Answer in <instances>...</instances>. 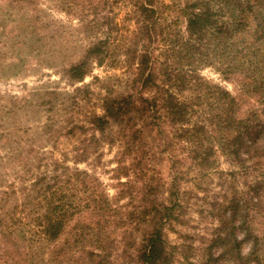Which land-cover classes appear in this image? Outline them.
Listing matches in <instances>:
<instances>
[{"label":"trees","instance_id":"16d2710c","mask_svg":"<svg viewBox=\"0 0 264 264\" xmlns=\"http://www.w3.org/2000/svg\"><path fill=\"white\" fill-rule=\"evenodd\" d=\"M40 1L2 0L0 79L31 58L55 65L58 49L63 53L70 43L81 56L59 71L71 92L45 87L20 101L0 92V264L28 258L34 264L85 210L116 212L109 197L98 200L96 171L106 145L118 160L113 174L128 180L119 182L122 193L135 177L148 189L137 264H171L177 246L164 232L186 223L193 199L194 206L202 201L201 212L210 207L220 214L214 233L204 232L212 236L206 250L213 264H264V107L240 117L237 98L202 73L210 68L227 80L244 75L252 80L246 92L261 93L264 104V0H44L47 10ZM52 8L67 22L53 19ZM10 59L18 63H4ZM106 63L121 64L123 74L110 76L96 94L85 80L92 65ZM64 137L70 148L58 158ZM222 157L234 166L227 173ZM157 159L170 163L173 176L165 204L154 201L162 190ZM88 161L90 169L81 170ZM236 165L257 178L246 191L211 197L214 175L236 176ZM189 183L204 198L183 186ZM54 253L52 263L64 264L60 250Z\"/></svg>","mask_w":264,"mask_h":264},{"label":"rangeland","instance_id":"374dc122","mask_svg":"<svg viewBox=\"0 0 264 264\" xmlns=\"http://www.w3.org/2000/svg\"><path fill=\"white\" fill-rule=\"evenodd\" d=\"M39 3L44 10L51 8L48 5L49 3L44 0H41ZM0 4H3L2 0H0ZM49 10L48 12L53 19L67 22L68 19L62 11L53 8ZM1 13V17L7 19L3 12ZM119 16L122 19L124 12H121ZM13 26L9 21L8 28L12 30ZM75 46L74 43L68 44L67 50L65 49L63 53L59 48L58 54L55 55L56 64L52 66L47 63L51 61L40 62L38 58H31L28 64L20 66L16 72L10 73L0 79V92H8L11 96L17 97L18 101L24 97H29L37 90L45 89V87L68 88L71 92L73 88L62 79L59 71L63 65L67 66L80 58L81 50ZM4 63H18V59H10ZM202 73L211 79L214 84L221 85L237 98L240 105V117H247L253 111L259 113L263 110V95L261 93L257 94L253 89L250 90L253 93L246 92L247 88H245V85L252 84L251 79L240 75L227 80L210 68L202 70ZM122 74L123 69L121 64L106 63L103 67L92 65V74L86 78L85 83L92 84V90L97 94L104 91L102 84H107L108 82L106 81L110 79V76L120 78ZM94 76H98L100 82L96 83L93 79ZM110 84L115 83L112 81ZM122 89L123 87H118L119 91ZM8 102L9 100L4 101V104ZM58 115L65 118V112H59ZM45 116L47 114L42 115L41 124L46 121ZM31 117L36 119L34 114ZM35 119H31L32 122L28 124H34ZM70 142L71 140L68 138L64 137L61 139L59 152L57 151L56 154L58 158H62L60 149H69ZM51 144L52 142L47 143L46 146L49 148L52 146ZM103 153L101 164L98 171H96L100 179L98 200L100 201L106 196L109 197L110 204L111 206H115L116 212L103 211L96 213L91 209L85 210L81 214L71 218L61 237L46 247L44 259L38 256L34 264H49V261L51 264L52 258L55 257L54 252L59 250L61 257L58 262L64 264L66 262H69V264H95L94 261L96 259H102L104 261L103 264H137L136 248L134 245L135 241L137 243L141 241L143 230H145L144 215L140 211L144 207L146 201L145 195L148 189H144L143 181L135 177V185L131 188H126L128 193H122V187H120L119 182L126 181L127 178L122 177L120 179L112 172L118 163V160L114 157L116 153L108 145L104 147ZM68 164L71 167H77V165L73 164V161H69ZM89 164V161L81 163L79 168L81 170H88L90 169ZM153 168H155L157 173L155 177H158V184L162 185V190L154 198V201L160 204L168 203L173 177L170 170L171 165L166 159H157L153 163ZM233 168L234 166L230 161L224 157L220 158V169L222 171L227 173ZM235 169L238 170L236 176H226L224 180L221 179L219 174L214 175L209 185L211 197L217 196L221 200L220 196L223 195V191L226 189H228L229 194L232 193L234 188L246 191V184L253 182L258 176V173L255 172L248 175L245 174L242 172V167L238 165H236ZM223 183L225 187L222 185ZM183 186L189 190L192 189L194 194H198L199 198H204V191L196 189L193 183ZM146 196L148 198V195ZM150 200H153V198L149 197ZM195 201L196 199H193L190 208L187 209L186 223L177 226L176 231L167 228L164 232L168 244L171 247L177 246L176 251L178 252L175 254L176 256L171 264H213L206 250L212 236L206 235V233L204 235V232H207V234L214 233V230L220 226V214L214 213L210 207L207 208L208 210L201 212L198 207L202 204V201L199 200V205L194 206ZM262 233V231L259 232V234ZM240 238L242 237L240 236ZM93 253L97 254L98 257L94 258V256H91ZM29 259L24 264H32L33 260ZM54 263L57 264L56 262ZM216 264H225V262L220 261Z\"/></svg>","mask_w":264,"mask_h":264}]
</instances>
